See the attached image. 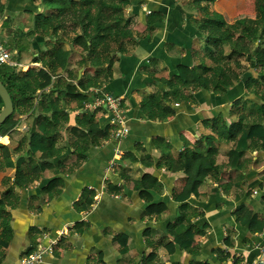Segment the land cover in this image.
I'll return each instance as SVG.
<instances>
[{
    "label": "crops",
    "instance_id": "0c3cea01",
    "mask_svg": "<svg viewBox=\"0 0 264 264\" xmlns=\"http://www.w3.org/2000/svg\"><path fill=\"white\" fill-rule=\"evenodd\" d=\"M2 1L6 6L0 40L18 69L40 68L33 60L40 41L29 36L32 17L23 13L25 1ZM147 2L163 11V23H153L146 30L136 21V45L115 62L113 77L101 89L120 98L127 134L120 140L109 135L81 160L70 127L84 109L72 108L57 143L65 146V152L49 160V167L33 184L17 186L15 168L4 166L0 157V264H18L28 252L48 245L56 231L62 234L53 251L36 264H151L154 260L162 264H264V225L261 231L252 232L232 216L242 203L264 222V151L247 152L248 162L239 175L228 163L231 145L216 141L218 179L206 177L197 196L176 200L191 167L190 160L180 156L185 140L194 144L212 134L208 126L219 117L236 122L232 104L246 97L244 83L235 84L224 95L198 91L191 101L163 98L168 91L164 80L173 77L177 66L201 71L202 60L206 62L202 53L205 38L191 21L193 15L175 0ZM212 6L229 23L256 16L255 0H215ZM141 9H147V4ZM19 54L20 62L15 60ZM79 60L75 48L69 69H75ZM84 72L93 70L85 64L77 70L78 79ZM247 98L245 109L253 111L251 98ZM229 110L230 117L226 116ZM99 116L104 119L101 126L110 123L109 114ZM34 117V112L20 116L18 127L0 137V144L15 151L19 139L35 129ZM16 155H11L12 161ZM91 199V205L83 209ZM180 220H188L198 230L206 226L204 233L194 235L190 252L179 250L167 235V228ZM215 250L229 256L218 261Z\"/></svg>",
    "mask_w": 264,
    "mask_h": 264
},
{
    "label": "trees",
    "instance_id": "16d2710c",
    "mask_svg": "<svg viewBox=\"0 0 264 264\" xmlns=\"http://www.w3.org/2000/svg\"><path fill=\"white\" fill-rule=\"evenodd\" d=\"M24 1L23 13L32 17L29 36L40 41V51L33 60L39 62L41 67L27 71L16 66L0 67V81L14 107L12 115L0 127V137L7 136L18 127L20 116L35 113L32 124L35 129L19 139L15 151L11 152L9 147L0 144L3 165L15 168L14 183L21 188L40 179L49 167L48 161L65 152V146H57V143L60 132L68 124V110L83 109L93 95L91 89L101 90L113 77L115 62L137 43L138 35L133 31L134 19L150 30L153 23H163L164 14L156 3L153 5L146 0ZM214 1L191 2L196 10V16L191 21L205 38L202 53L206 62L202 60V69L198 72L194 67L177 66L173 77L164 80L168 91L163 98L191 101L193 93L198 91L224 95L240 83H244L246 97L232 104L236 108V122L229 123L219 117L208 126L213 135H206L194 144L185 140V149L180 156L190 160L191 167L186 183L176 197L180 201L191 194L197 196L198 187L206 177L218 179L216 141L231 145L227 152L228 163L231 169L240 172L239 175H242L248 162L245 157L247 152L264 151V0H255L254 18L242 17L232 23L227 22L220 13L210 10L209 5ZM143 3L147 4L148 14L141 9ZM5 6L0 0V17L5 13ZM126 8L130 11L127 12ZM75 48L79 50L80 60L75 69H69V59ZM194 56H198V53H194ZM85 64L93 72H84L78 79L77 70ZM53 94L56 97H52ZM247 97L251 98V110L256 108L255 111L245 109ZM98 113H105L104 108L83 110L75 118V125L70 127V132L78 141L75 152L81 160L85 159L90 148L106 141L113 129L108 121L101 126L104 119L97 117ZM230 115L229 110L226 116ZM22 146H25L24 150L19 148ZM14 153L17 155L12 161L11 155ZM239 188L244 190L243 187ZM91 203L92 199L86 200L83 209ZM2 204L0 198V215L3 214ZM232 216L238 224L247 225L252 232H259L263 228L264 222L259 215L242 203L235 208ZM205 229L206 226H203L198 230L188 220H180L167 228V235L179 250L190 252L194 235L204 233ZM227 245L230 246L231 242H227ZM214 253L218 261L229 256L220 250ZM2 256L0 254V262ZM147 260H150V256ZM151 264L162 263L154 260ZM190 264L209 263L194 261Z\"/></svg>",
    "mask_w": 264,
    "mask_h": 264
},
{
    "label": "built area",
    "instance_id": "2783aa9c",
    "mask_svg": "<svg viewBox=\"0 0 264 264\" xmlns=\"http://www.w3.org/2000/svg\"><path fill=\"white\" fill-rule=\"evenodd\" d=\"M126 10L127 12H129V8H127ZM1 20L2 17H0V21ZM2 66L17 67V64L15 63V61H13L10 50L0 40V67ZM92 93H93V98L91 102L86 103L83 109L93 111L96 109L104 108L105 113L110 115V124L113 126L110 135L113 138L120 140L128 132V128L126 126V119L125 116L123 115L124 112L121 108L120 98L115 97L112 94L101 90H92ZM120 153H121L120 150L115 151L116 156H119ZM114 164L115 163L112 162L111 165ZM61 234H62L61 231H56V238L50 240L48 245L44 247L42 246L37 250L29 253L28 255L20 259L18 264H36L41 262L46 254H49L53 251V248Z\"/></svg>",
    "mask_w": 264,
    "mask_h": 264
},
{
    "label": "water",
    "instance_id": "95a60500",
    "mask_svg": "<svg viewBox=\"0 0 264 264\" xmlns=\"http://www.w3.org/2000/svg\"><path fill=\"white\" fill-rule=\"evenodd\" d=\"M80 72L81 70L79 71V76H80ZM0 99L2 101V107L0 108V127H1V125L5 122V120L8 119L14 111L11 97L1 81H0Z\"/></svg>",
    "mask_w": 264,
    "mask_h": 264
},
{
    "label": "rangeland",
    "instance_id": "374dc122",
    "mask_svg": "<svg viewBox=\"0 0 264 264\" xmlns=\"http://www.w3.org/2000/svg\"><path fill=\"white\" fill-rule=\"evenodd\" d=\"M146 1H150V0H146ZM176 1V3L177 4H179V5H181L183 8H184V10H185V12H187V13H190V14H192L193 15V17L194 16H196V10L193 8V6H192V0H175ZM143 5H145L144 3L141 5V8L143 7ZM213 5V3H211L210 5H209V7L211 8L210 10L211 11H213L212 10V6ZM127 9V8H126ZM125 9V10H126ZM146 10V9H145ZM127 11V10H126ZM130 11V10H129ZM146 12V14H148V11L146 10L145 11ZM218 13H220L219 11H217ZM221 14V13H220ZM223 16V15H222ZM248 18H252V17H248ZM27 20L28 21H30V19H28L27 18ZM139 29H138V27H137V22H136V20L134 19V25H133V31L135 32V31H138ZM21 58H22V55L21 54H19L18 55V57H17V59L15 58V60L17 61H19V60H21ZM20 62V61H19ZM252 109H254V108H252ZM2 142H5V141H3L2 140Z\"/></svg>",
    "mask_w": 264,
    "mask_h": 264
}]
</instances>
